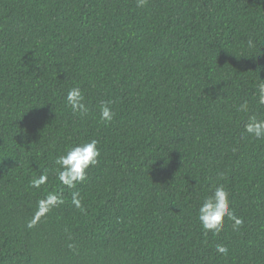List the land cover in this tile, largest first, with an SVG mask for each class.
Masks as SVG:
<instances>
[{
	"label": "trees",
	"instance_id": "obj_1",
	"mask_svg": "<svg viewBox=\"0 0 264 264\" xmlns=\"http://www.w3.org/2000/svg\"><path fill=\"white\" fill-rule=\"evenodd\" d=\"M261 81L264 0H0V264H264V139L244 130ZM91 139L69 189L55 159ZM221 184L243 225L213 234L198 209ZM50 191L64 203L28 228Z\"/></svg>",
	"mask_w": 264,
	"mask_h": 264
},
{
	"label": "clouds",
	"instance_id": "obj_2",
	"mask_svg": "<svg viewBox=\"0 0 264 264\" xmlns=\"http://www.w3.org/2000/svg\"><path fill=\"white\" fill-rule=\"evenodd\" d=\"M146 0H137V6H143ZM248 47H254L252 39H249ZM67 105L72 113L86 116L89 112L88 105L85 103V95L78 86L70 88L65 97ZM257 100L260 105H264V81H261L257 87ZM111 101H104L99 108L100 119L105 122H111L114 118V112L110 107ZM241 111L248 110L247 102L240 105ZM245 132L257 140L264 139V119H258L255 115H250L244 126ZM98 140L91 139L82 143L74 144L65 149L62 155L55 159L56 178L59 182L69 189H74L78 183H83L87 179L88 170L99 162L101 155L98 147ZM49 181V173L44 170L38 177L30 181V186L40 189ZM229 192L223 184L215 187L210 195L206 196L198 209L197 219L206 232L218 234L224 227L225 218L233 221V229L238 230L243 225V219L238 217L230 207ZM64 203L62 194L50 191L36 203L34 215L27 222L28 228H33L41 218L45 217L55 207ZM71 204L78 210L83 209V202L78 191H73L71 195ZM216 251L220 254H227L228 249L224 245H217Z\"/></svg>",
	"mask_w": 264,
	"mask_h": 264
}]
</instances>
